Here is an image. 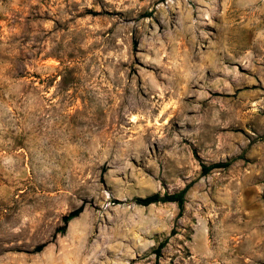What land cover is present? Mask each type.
Returning <instances> with one entry per match:
<instances>
[{
    "label": "rangeland",
    "instance_id": "rangeland-1",
    "mask_svg": "<svg viewBox=\"0 0 264 264\" xmlns=\"http://www.w3.org/2000/svg\"><path fill=\"white\" fill-rule=\"evenodd\" d=\"M0 264H264V0H0Z\"/></svg>",
    "mask_w": 264,
    "mask_h": 264
},
{
    "label": "trees",
    "instance_id": "trees-1",
    "mask_svg": "<svg viewBox=\"0 0 264 264\" xmlns=\"http://www.w3.org/2000/svg\"><path fill=\"white\" fill-rule=\"evenodd\" d=\"M233 160H234V158L227 159L225 161H216V162H212L209 164L202 163L201 164V175H206L213 169L226 168L233 162ZM189 186H190V184H187L182 189H180L176 192H173V193L165 192V193L161 194L159 192H155V193H152V194H149L146 196H135V197L131 198L129 201L136 204V205H140V206H148L150 204L159 203V202H174L177 204V206L179 208L178 216H180L182 214V211L184 208L185 195H186V192H187ZM114 201L118 202V203L120 202L117 199H115ZM82 211H83V205H80L79 207L71 210L66 215H64L62 217V220L64 223L63 226L57 228L55 230L53 236H55L58 232L63 231L65 226L67 225V223L71 219L77 217ZM166 242H167L166 239L160 241L157 248L154 250V254L156 256V259H158L161 256V250L166 245ZM44 245L45 244L37 245L34 248V251L35 252L41 251L43 249Z\"/></svg>",
    "mask_w": 264,
    "mask_h": 264
}]
</instances>
